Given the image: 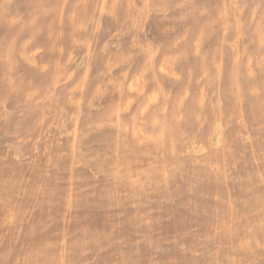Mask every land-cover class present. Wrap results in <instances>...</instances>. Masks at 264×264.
Segmentation results:
<instances>
[{"label": "rangeland", "instance_id": "rangeland-1", "mask_svg": "<svg viewBox=\"0 0 264 264\" xmlns=\"http://www.w3.org/2000/svg\"><path fill=\"white\" fill-rule=\"evenodd\" d=\"M0 264H264V0H0Z\"/></svg>", "mask_w": 264, "mask_h": 264}, {"label": "bare ground", "instance_id": "bare-ground-1", "mask_svg": "<svg viewBox=\"0 0 264 264\" xmlns=\"http://www.w3.org/2000/svg\"><path fill=\"white\" fill-rule=\"evenodd\" d=\"M167 64V63H166Z\"/></svg>", "mask_w": 264, "mask_h": 264}]
</instances>
